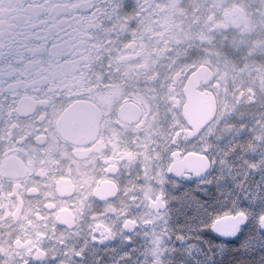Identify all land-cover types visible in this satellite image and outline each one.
<instances>
[{"label": "flooded vegetation", "instance_id": "af4514ba", "mask_svg": "<svg viewBox=\"0 0 264 264\" xmlns=\"http://www.w3.org/2000/svg\"><path fill=\"white\" fill-rule=\"evenodd\" d=\"M262 116L264 0H0V264H168Z\"/></svg>", "mask_w": 264, "mask_h": 264}, {"label": "snow or ice", "instance_id": "6c2138e0", "mask_svg": "<svg viewBox=\"0 0 264 264\" xmlns=\"http://www.w3.org/2000/svg\"><path fill=\"white\" fill-rule=\"evenodd\" d=\"M198 184L211 185L212 181ZM198 184L174 183L169 215L174 214L179 223L175 235L180 245L173 247L168 264H257L252 255L257 251L259 264H264V189L254 197L208 201L199 195H208V188Z\"/></svg>", "mask_w": 264, "mask_h": 264}, {"label": "rangeland", "instance_id": "374dc122", "mask_svg": "<svg viewBox=\"0 0 264 264\" xmlns=\"http://www.w3.org/2000/svg\"><path fill=\"white\" fill-rule=\"evenodd\" d=\"M234 125L233 138L241 140L245 145L252 140L254 147L246 153L233 155V158L237 160V166H229V171L234 176L230 192L234 187L239 192L237 198L254 197L257 192L264 189V116L247 122L239 121ZM234 196L231 192V198Z\"/></svg>", "mask_w": 264, "mask_h": 264}, {"label": "trees", "instance_id": "16d2710c", "mask_svg": "<svg viewBox=\"0 0 264 264\" xmlns=\"http://www.w3.org/2000/svg\"><path fill=\"white\" fill-rule=\"evenodd\" d=\"M251 179H249V181H251ZM233 189H234V187L231 188V192L235 195L233 198V199H235V198H237L239 192H238V190L234 189V190H236V191H234ZM230 197H231V194H230ZM252 255H253V258L256 259L257 264H259V251L253 253Z\"/></svg>", "mask_w": 264, "mask_h": 264}, {"label": "water", "instance_id": "95a60500", "mask_svg": "<svg viewBox=\"0 0 264 264\" xmlns=\"http://www.w3.org/2000/svg\"><path fill=\"white\" fill-rule=\"evenodd\" d=\"M221 219H225V217H222Z\"/></svg>", "mask_w": 264, "mask_h": 264}]
</instances>
